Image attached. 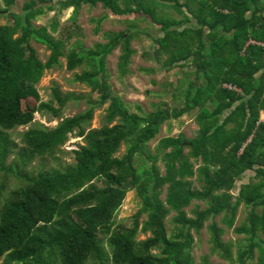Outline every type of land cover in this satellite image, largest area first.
<instances>
[{
  "label": "trees",
  "instance_id": "trees-1",
  "mask_svg": "<svg viewBox=\"0 0 264 264\" xmlns=\"http://www.w3.org/2000/svg\"><path fill=\"white\" fill-rule=\"evenodd\" d=\"M16 1L4 0L6 8L0 1V18L13 12L8 23L0 25V169H8L7 161L17 149L8 133L31 126L36 113L48 112L60 123L53 130L32 128L24 133L25 147L16 155L23 167L35 157L57 158L76 133L85 146L74 152L75 164L40 172L13 192L1 215L0 262L5 258L6 264H87L93 258L96 264H194L193 232L200 233L209 222L213 254L230 264H247L259 252L255 264H264V0H175L173 6L187 9L190 17L171 23L157 19L153 0L61 1L62 9L101 3L118 16L149 18L162 32L154 59L167 69L184 68L191 61L197 81H207L199 87L192 83L181 109L162 103L144 117L131 114L113 97L105 63L123 43L118 65L127 74L134 53L132 37L108 32L107 43L66 54L67 70L88 66L75 74V81L99 97L97 104L90 101L91 108L74 118H63L62 112L75 95L62 98L55 89L54 100L43 103L37 88L46 71L65 56V40L53 36L58 23L51 24V32L33 24L45 9H53L52 0H30L14 11ZM32 40L51 51L46 61ZM28 100L39 106L24 108ZM96 105H108L101 129L90 128ZM196 110L197 139L168 137L160 140L154 154L149 152L147 144L162 126ZM189 143L191 147L185 146ZM123 145L126 152L117 157ZM160 161L166 165L165 174ZM247 172L253 175L243 182ZM130 191H136L141 208L127 226L116 223V216ZM194 201H204L207 207L196 206L191 217L186 209ZM241 205L248 215L234 232L245 235L247 243L235 245L223 240L225 229L216 218L222 215V223L232 228ZM173 213L171 233L167 220ZM140 233L149 236L139 240ZM208 261L206 256L204 264Z\"/></svg>",
  "mask_w": 264,
  "mask_h": 264
},
{
  "label": "rangeland",
  "instance_id": "rangeland-1",
  "mask_svg": "<svg viewBox=\"0 0 264 264\" xmlns=\"http://www.w3.org/2000/svg\"><path fill=\"white\" fill-rule=\"evenodd\" d=\"M0 1L3 8H6L4 0ZM28 1L30 0H17L14 11H20L24 3ZM61 1L65 0H52L50 4L53 6V9H45V13L37 17L33 21V24L37 28L47 26L51 32L50 26L56 21L58 23V32L53 33V36L65 40V56L60 58L61 64L47 70L40 84L37 86L41 102L43 103H49L54 100L53 92L55 89L60 91L62 98L69 94L77 97L65 106L62 112L63 118L79 116L91 108L90 101L93 104L99 102L97 94H92L89 87L75 81V74L81 73L88 66H81L75 71L67 70L66 54L75 49L88 51L93 49L96 44L107 43L109 40L107 37L108 32H125V36L131 35L132 37L129 45L134 50V53L130 57L127 74L124 75L118 65L119 58L123 53V43H120L108 55L105 63L106 69L110 72L113 97L117 98L131 114L144 117L154 111V105L162 103H166L171 110L181 109L185 106L187 96L191 92L192 83L196 87L206 84L205 80L197 81L196 66L191 61L187 67L183 68L178 65L172 69H167L164 63H160V61L154 59V46L157 44V38L162 36V32L159 26L153 24L149 18L140 17L137 14L118 16L108 8L103 7L101 3L93 6L82 4L78 9H75V7L62 9L60 6ZM153 1L155 6L158 7L155 12L158 20L171 23L173 20H186L187 17H190L187 15V9L180 11L173 6L175 0ZM119 4L121 7H124L122 1ZM193 8L195 9V6ZM12 13L3 15L0 18V25H6L8 23V16H12ZM194 24H196V21H193V24L190 25L193 26ZM185 28L186 26L179 29L184 30ZM59 32H62V35ZM69 36H71V39L66 40V37ZM32 46L43 61H46L51 54V51L45 45L39 44L34 40H32ZM26 106L37 108L39 104L33 100H28L23 103V107L26 108ZM214 107V105L210 104L211 109H214ZM107 109L108 105H96L94 118L90 123L91 129H101L106 125ZM198 112L199 110H196L180 120H173L162 126L159 135L147 144L149 152L154 154V149L160 140L168 137L177 138L184 136L189 141L197 139L200 135V126L197 122ZM262 121H264V113L262 114ZM59 123L60 120L53 118L48 112L36 113L34 123L31 126L22 127L8 133L9 138L17 149L7 161L6 166L8 169H0V221L5 205L12 199L13 192L25 187L29 178L36 177L40 172H49L51 169H63L66 165L76 163L74 152L80 150V147L85 146L84 140L79 138L77 133L71 136L70 141L62 148V152L57 154V158L35 157L24 167L22 162L17 161V153L25 147L22 142L24 133L32 128L53 130ZM117 123L115 122L114 125ZM189 144L186 145L191 147ZM125 152L126 146L123 145L117 157L124 156ZM189 152L187 150V153ZM136 164H141V161L136 160ZM196 164L198 165V163ZM158 166L161 168V172L165 174V163L160 161L158 162ZM250 175H253V172H247L243 182H246ZM195 185L197 188L201 186L198 181ZM240 185L241 182H238L237 187ZM231 193L236 195L237 191L234 190ZM196 206H200L202 209L207 207L204 201H194L192 206L186 209L191 217L194 216L193 209ZM140 208L141 200L137 196L136 191L128 192L116 216V223L130 226L133 222V216ZM175 215L173 213L167 220L171 233L175 227V224L172 222V218ZM247 215L248 209L244 205H241L237 210V218L232 228L222 223V215L216 218L219 225L225 229L223 235L224 241H232L235 245L239 241H244V244L247 243L245 235H238L234 232L235 227L240 226L246 221ZM208 225L209 222L200 233L193 232L195 237L192 250L194 264H204L206 256H209V264H230L212 253ZM147 236L149 234L140 233L138 239L143 240ZM103 239L106 254L110 255L111 252L105 242L106 240L105 238ZM257 255H259V252L255 254V259L250 260L247 264H255ZM0 264H6L5 258L1 260ZM87 264H96V262L91 258ZM108 264L112 263L109 262Z\"/></svg>",
  "mask_w": 264,
  "mask_h": 264
},
{
  "label": "built area",
  "instance_id": "built-area-1",
  "mask_svg": "<svg viewBox=\"0 0 264 264\" xmlns=\"http://www.w3.org/2000/svg\"><path fill=\"white\" fill-rule=\"evenodd\" d=\"M254 43V42H253ZM225 89H228L229 91H234L236 93H240L241 91L239 89H237L236 87L232 86V85H224Z\"/></svg>",
  "mask_w": 264,
  "mask_h": 264
},
{
  "label": "crops",
  "instance_id": "crops-1",
  "mask_svg": "<svg viewBox=\"0 0 264 264\" xmlns=\"http://www.w3.org/2000/svg\"><path fill=\"white\" fill-rule=\"evenodd\" d=\"M203 85H205V86H206V85H207V81H206V84H203Z\"/></svg>",
  "mask_w": 264,
  "mask_h": 264
},
{
  "label": "water",
  "instance_id": "water-1",
  "mask_svg": "<svg viewBox=\"0 0 264 264\" xmlns=\"http://www.w3.org/2000/svg\"><path fill=\"white\" fill-rule=\"evenodd\" d=\"M190 146H192V143L191 144H189ZM185 146H187V145H185Z\"/></svg>",
  "mask_w": 264,
  "mask_h": 264
}]
</instances>
